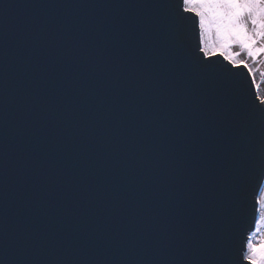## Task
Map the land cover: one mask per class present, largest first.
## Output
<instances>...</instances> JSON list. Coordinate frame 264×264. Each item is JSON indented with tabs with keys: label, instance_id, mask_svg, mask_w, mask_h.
I'll use <instances>...</instances> for the list:
<instances>
[{
	"label": "snow or ice",
	"instance_id": "snow-or-ice-1",
	"mask_svg": "<svg viewBox=\"0 0 264 264\" xmlns=\"http://www.w3.org/2000/svg\"><path fill=\"white\" fill-rule=\"evenodd\" d=\"M262 85L264 0L0 3V264H252Z\"/></svg>",
	"mask_w": 264,
	"mask_h": 264
},
{
	"label": "clouds",
	"instance_id": "clouds-1",
	"mask_svg": "<svg viewBox=\"0 0 264 264\" xmlns=\"http://www.w3.org/2000/svg\"><path fill=\"white\" fill-rule=\"evenodd\" d=\"M204 39L205 51L208 52L209 55L221 50L217 44L212 43L211 37L207 32L204 33ZM262 208H264V198H262ZM258 231L260 234L255 237L254 240L258 242L261 247L254 248L250 253L249 258L251 259L252 264H262V262H264V213H262L261 227Z\"/></svg>",
	"mask_w": 264,
	"mask_h": 264
},
{
	"label": "water",
	"instance_id": "water-1",
	"mask_svg": "<svg viewBox=\"0 0 264 264\" xmlns=\"http://www.w3.org/2000/svg\"><path fill=\"white\" fill-rule=\"evenodd\" d=\"M8 2V0H0V3ZM217 67H222V62H218ZM237 79L241 82L244 92L249 100L253 98L254 89L251 87L250 79L248 78L246 71L244 69H240L237 74ZM247 223L245 224V229L247 231H252L254 228V219L252 215V208H251V200L249 203V212L247 214Z\"/></svg>",
	"mask_w": 264,
	"mask_h": 264
},
{
	"label": "rangeland",
	"instance_id": "rangeland-1",
	"mask_svg": "<svg viewBox=\"0 0 264 264\" xmlns=\"http://www.w3.org/2000/svg\"><path fill=\"white\" fill-rule=\"evenodd\" d=\"M259 78V77H258ZM262 87H264V85H262Z\"/></svg>",
	"mask_w": 264,
	"mask_h": 264
}]
</instances>
